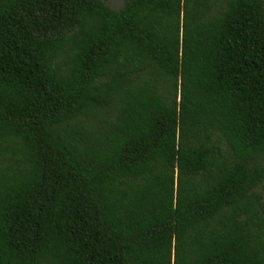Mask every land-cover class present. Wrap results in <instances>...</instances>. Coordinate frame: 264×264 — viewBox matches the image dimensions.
I'll return each mask as SVG.
<instances>
[{
  "label": "trees",
  "instance_id": "obj_1",
  "mask_svg": "<svg viewBox=\"0 0 264 264\" xmlns=\"http://www.w3.org/2000/svg\"><path fill=\"white\" fill-rule=\"evenodd\" d=\"M263 188V0H0V264H264Z\"/></svg>",
  "mask_w": 264,
  "mask_h": 264
},
{
  "label": "rangeland",
  "instance_id": "obj_2",
  "mask_svg": "<svg viewBox=\"0 0 264 264\" xmlns=\"http://www.w3.org/2000/svg\"><path fill=\"white\" fill-rule=\"evenodd\" d=\"M107 7L112 10H118L122 7L125 0H103ZM264 1V0H263ZM262 196L264 197V188L262 190Z\"/></svg>",
  "mask_w": 264,
  "mask_h": 264
}]
</instances>
